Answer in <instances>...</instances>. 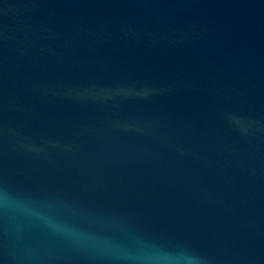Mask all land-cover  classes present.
Returning <instances> with one entry per match:
<instances>
[{
  "label": "water",
  "instance_id": "water-1",
  "mask_svg": "<svg viewBox=\"0 0 264 264\" xmlns=\"http://www.w3.org/2000/svg\"><path fill=\"white\" fill-rule=\"evenodd\" d=\"M0 264H264V0H0Z\"/></svg>",
  "mask_w": 264,
  "mask_h": 264
}]
</instances>
